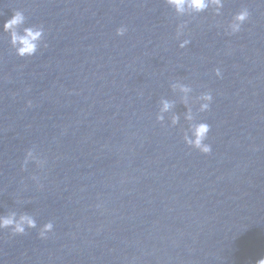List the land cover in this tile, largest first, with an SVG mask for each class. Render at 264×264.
<instances>
[{
	"label": "water",
	"instance_id": "1",
	"mask_svg": "<svg viewBox=\"0 0 264 264\" xmlns=\"http://www.w3.org/2000/svg\"><path fill=\"white\" fill-rule=\"evenodd\" d=\"M14 11L43 28L34 56L3 29ZM201 122L208 155L184 142ZM13 214L36 227L0 230V264H257L264 0L184 14L166 0H0V217Z\"/></svg>",
	"mask_w": 264,
	"mask_h": 264
},
{
	"label": "clouds",
	"instance_id": "2",
	"mask_svg": "<svg viewBox=\"0 0 264 264\" xmlns=\"http://www.w3.org/2000/svg\"><path fill=\"white\" fill-rule=\"evenodd\" d=\"M167 4L173 8L178 14H184L186 10H190L193 13H202L205 12L211 5H214L217 9L222 7V0H166ZM217 14H219L217 12ZM250 13L247 8H242L232 19V22L229 24L228 35H235L241 31L242 25L248 21ZM27 17L23 11H14L11 18L7 19L3 25L5 32L10 33L11 43L16 48V53L21 58L34 56L38 50L39 42L41 41L44 31L42 27L33 26V27H22L26 24ZM22 28V32L18 31ZM127 31L126 27H120L117 29L116 34L118 36H123ZM178 35L180 33L178 32ZM189 40L185 39L180 44V48H185L189 44ZM215 75L217 77L221 76L220 69L215 70ZM173 89H179L180 92L184 93L185 102L187 101V94L191 91L189 87L184 85L174 84L172 85ZM199 99L203 101L200 105V112H207L210 109V105L213 100V96L210 92L203 93ZM163 107L162 112L168 111L172 105L167 102H162ZM31 102H29L28 107H31ZM162 120L163 116L158 117ZM187 119L192 121L193 116L189 112ZM173 125L177 123V118H173ZM210 125L206 122H201L198 124H193L190 128L191 137L189 138L186 134L184 136L185 144L192 149L198 150L201 154L208 155L211 153V145L205 141L208 138L210 132ZM32 156V153L29 152L25 159V164L28 162V158ZM12 227V235H24L26 228L31 229L36 227L35 221L27 215L21 216L19 220L15 219V215L8 217H0V230L7 229ZM53 231V224L47 223L39 231L40 239H47L48 233ZM257 264H264V258H261L257 261Z\"/></svg>",
	"mask_w": 264,
	"mask_h": 264
}]
</instances>
